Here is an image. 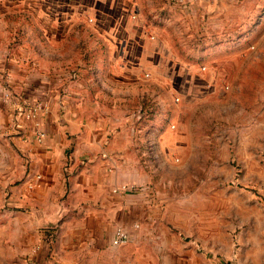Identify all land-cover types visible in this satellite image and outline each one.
<instances>
[{
    "label": "crops",
    "instance_id": "obj_1",
    "mask_svg": "<svg viewBox=\"0 0 264 264\" xmlns=\"http://www.w3.org/2000/svg\"><path fill=\"white\" fill-rule=\"evenodd\" d=\"M155 1L0 0V264H264V201L226 185L264 183V108L211 131L171 87L232 83L257 0Z\"/></svg>",
    "mask_w": 264,
    "mask_h": 264
},
{
    "label": "rangeland",
    "instance_id": "obj_2",
    "mask_svg": "<svg viewBox=\"0 0 264 264\" xmlns=\"http://www.w3.org/2000/svg\"><path fill=\"white\" fill-rule=\"evenodd\" d=\"M167 1L179 4L181 8H187L190 6L188 0H184L182 2L179 0H157L155 3L158 4L161 2L158 5L160 8H164L166 7L165 3H167ZM22 5L23 4H19L18 6L10 5L5 9L6 12L4 13L6 14V20H4V22L6 23V26L9 30L12 29L16 32L17 30L23 31L25 29L26 19L28 18L27 20H29V17L25 15V8L22 7ZM251 9L253 10H251L253 13L252 17L246 21L245 28L240 30L241 32L246 33L251 32L252 35L247 37L239 36L241 38V43L239 46L242 49L241 58H238V60L245 62V66L239 70L238 74H233L231 79L232 83L211 86L209 90L210 100L198 102L180 101L181 92L185 93L187 91L186 85L176 84L171 86L173 91H176L174 94H177V96L174 95L172 99L173 103L181 102L186 104L187 108L189 106L196 108L197 110L195 111V116L198 115L197 120L203 125H206V119L204 116H202V111L205 112L208 110L210 117L207 125L211 131L214 130L215 127L217 128L219 126L232 127L237 124L239 125V123H242L245 120V111L259 110L264 108V0H257V2L251 6ZM13 10H16L19 13L14 14L12 13ZM10 23L12 24V27ZM71 29L80 31L82 38H84V35L89 31V29L84 25L75 27L72 25ZM239 37L232 38L229 36L226 38V40L240 39ZM72 39L73 36L71 35L69 40L71 41ZM2 41L3 42L0 43V45L9 47L11 46L12 42L15 41V39H13V37H9L8 39H5V42L4 40ZM167 41L170 45H174V43L176 44V36H174L171 32V34L167 37ZM255 46L257 48H255ZM179 54L183 57L189 56L188 54L182 53L181 51ZM255 64H257V67L253 68ZM219 89L224 92V95L221 94L222 96L216 97ZM195 104L198 105L196 106ZM224 114H226L225 120L221 118V116H224ZM201 167L202 166L197 167L198 175L202 174L203 172ZM236 173L240 174V177L238 178V184L235 183ZM236 173L230 180L226 181L227 186H236L238 189H241L242 192L251 194V192L244 188V185L264 184L260 180L242 179L241 169L237 170ZM193 183L194 185H197L196 181ZM163 187L168 189L167 185ZM252 198L255 201H259L255 199L254 195H252Z\"/></svg>",
    "mask_w": 264,
    "mask_h": 264
},
{
    "label": "built area",
    "instance_id": "obj_3",
    "mask_svg": "<svg viewBox=\"0 0 264 264\" xmlns=\"http://www.w3.org/2000/svg\"><path fill=\"white\" fill-rule=\"evenodd\" d=\"M179 1H184V0H179ZM45 105L42 102H35L33 105H31L28 108H23V107H18L17 110L19 112H23L24 115L26 117H33L37 112H39L41 109H44ZM36 125H38V123L36 122ZM39 137L43 136L42 132H39ZM235 183H239L238 182V175L236 174V178H235ZM244 188H246L249 192H251L255 199L259 200V201H264V184L261 185H244ZM118 189L120 190H125L126 186L125 185H121ZM117 188H115L113 191H116ZM44 235H45V240L46 243H51L54 239V229L53 228H46L44 230ZM128 240V236L127 233L125 232V230L121 227H117L114 230V234H113V238H112V245L113 246H120L123 245L124 243H126ZM31 264V263H29Z\"/></svg>",
    "mask_w": 264,
    "mask_h": 264
},
{
    "label": "water",
    "instance_id": "obj_4",
    "mask_svg": "<svg viewBox=\"0 0 264 264\" xmlns=\"http://www.w3.org/2000/svg\"><path fill=\"white\" fill-rule=\"evenodd\" d=\"M46 228H51V227H46ZM46 228H45V229H46Z\"/></svg>",
    "mask_w": 264,
    "mask_h": 264
}]
</instances>
